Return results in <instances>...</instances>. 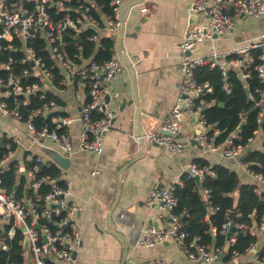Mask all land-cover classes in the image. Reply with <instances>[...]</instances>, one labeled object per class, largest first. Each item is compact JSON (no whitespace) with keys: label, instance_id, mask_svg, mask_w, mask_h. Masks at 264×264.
I'll return each instance as SVG.
<instances>
[{"label":"built area","instance_id":"obj_1","mask_svg":"<svg viewBox=\"0 0 264 264\" xmlns=\"http://www.w3.org/2000/svg\"><path fill=\"white\" fill-rule=\"evenodd\" d=\"M110 5L112 12L103 13L100 19L93 12L99 10L95 0H0V56L6 58L5 64L0 67V123L7 117L22 121V107L28 106L30 97L43 88L39 82L25 81L24 77L30 73L29 69H25L22 75L15 72L14 68L19 62H29L33 70L32 76L43 80L45 88L53 87L54 70L59 67L63 75L61 84L65 88L70 86L75 88L82 103L81 150L96 154L103 152V134L109 131L113 120L112 112L105 107V96L109 93L112 79L123 73L125 67L116 56L104 62L86 60L80 54L70 58L65 51L64 34L69 30L80 33L92 28L96 33L91 40L98 41L103 34L112 36L118 33L122 26L121 10L124 0H112ZM191 11L202 15L204 22L188 27L184 33L181 43L180 96L157 130L145 133L141 141L156 143L174 154H181L186 145L178 136L183 131L185 120L187 117L192 119L199 115L197 126L201 133L196 136V141L203 154H220L235 161L238 167L246 170L255 180V191L263 198L264 174L253 171L250 168L251 164L245 161V156L251 151L264 154V139L259 146H253L262 133L256 131L255 137L250 138L245 145L241 135L242 129L238 128L225 142L217 144L216 138L221 132L208 122L204 111L206 109L204 96L213 92V87L209 83H199L195 73L203 66L219 67L223 75L224 90L227 95H232L234 85L228 81L229 73L233 71L238 75L242 74L244 81L247 80L255 63L251 51L259 50L261 64L255 67V71L264 86V33L241 50L226 54H219L213 50L208 57L199 54L201 43L208 39L212 40L214 34L229 33L233 30L235 21L240 18L260 20L264 16V0H195ZM39 38L47 43L53 61H46L33 45V41ZM232 55L237 58H229ZM85 87L89 88V93L84 98L81 92ZM260 94V99L255 94H250V100L261 108L258 122L262 123L264 89ZM46 114L52 116L51 122L55 127L50 128L46 125L37 128L35 118ZM95 114L101 115L97 121H94ZM72 123L73 119L62 115L59 105L52 100L43 108L32 112L25 126L32 143L43 146L46 141L53 142L60 154L70 156L73 148L69 127ZM60 129H63V132H60ZM0 138L4 150L0 156L1 174L13 163L15 157L13 146L19 142L1 130ZM25 159L26 162L34 163L32 168L27 169L30 179L27 194L17 197L15 192L8 191L0 176V226L11 224L8 232L0 234V249H7L8 241L13 238L16 228L21 229L24 226L25 231L21 232L24 240L26 236L29 238V250L35 255V264H73L74 253L82 241V233L76 221L81 208L71 198L72 183L68 178H62L63 184L50 176L37 178L41 166H49L52 161L31 151L26 152ZM187 172L191 177L199 176L201 182L207 174L215 175L209 167L199 168L195 162L188 165ZM42 187H48V191L41 192ZM146 204L156 207L158 217L169 220V225L159 229L151 225L146 226L138 241L140 247L152 249L165 242H175L181 244L187 258L195 264H214L223 260L225 248L200 244L199 238L189 240L190 233L184 228L183 220L176 213L179 199L174 186L151 190L147 195ZM250 219V222L233 223L235 232L230 244L236 243L239 232L245 236L256 237V242L250 245L246 255L256 264H264V217L258 223L254 212ZM234 256L240 257L237 252ZM140 264L171 263L163 258L154 257Z\"/></svg>","mask_w":264,"mask_h":264},{"label":"crops","instance_id":"obj_2","mask_svg":"<svg viewBox=\"0 0 264 264\" xmlns=\"http://www.w3.org/2000/svg\"><path fill=\"white\" fill-rule=\"evenodd\" d=\"M194 1L141 0L125 14V33L120 46L119 38H114V56L122 62L125 70L109 84L112 99L106 108L112 112L114 121L104 135L101 154L80 148L82 103L75 88L70 86L63 91H55L64 102L62 106L59 105L61 114L73 119L69 127L73 148L68 156L71 159L70 167L64 170L57 164L62 169V178L71 181V198L81 208L76 221L80 225L82 241L73 264H121L123 258L127 264H140L154 257L163 258L171 264H195L187 258L181 244L165 242L152 249L138 245L142 230L150 226V219H158L160 227L169 225V220L158 217L156 207L146 204L148 193L159 187L162 189L179 184L182 176L188 173V165L196 159L207 160L211 165L226 166L235 170L243 183L256 184L235 161L220 154H203L196 141L200 128L191 123L188 117L178 136L186 145L181 154L141 141L143 137L138 135L137 112L142 118L143 132H154L180 96L184 33L188 27L204 22V17L199 14L196 22L191 21L195 15L191 11ZM134 2L138 0H124L122 10ZM248 19L255 21L254 33L239 27ZM262 33L264 16L260 20L243 17L235 21L229 33L201 43L199 54L208 57L213 50L219 54L241 50ZM81 93L84 98L87 97L85 91ZM123 100L126 105L121 111ZM0 130L19 142L13 163L20 176L25 175L30 181L26 169L27 151L55 163L47 154L48 149L56 150L55 144L50 141L43 146L32 143L23 121L14 117L4 118ZM260 137L254 142V147L260 145L264 134H260ZM113 209L107 225V217ZM243 257L240 256L239 263L251 260L250 256L247 259ZM214 264L235 263L221 260Z\"/></svg>","mask_w":264,"mask_h":264},{"label":"trees","instance_id":"obj_3","mask_svg":"<svg viewBox=\"0 0 264 264\" xmlns=\"http://www.w3.org/2000/svg\"><path fill=\"white\" fill-rule=\"evenodd\" d=\"M99 10H94L98 18H102L103 13L110 14L112 0H95ZM96 31L92 28L75 33L71 30L64 34L65 51L70 58L75 54H80L83 59H93L98 62L110 60L114 56L115 40L111 36L103 34L98 41L91 38ZM37 51L43 55L46 61H53L49 54L47 43L43 39L33 41ZM261 52L252 50L251 55L255 58L252 67V73L245 81H241L236 72H230L228 81L234 85V93L227 95L224 90V81L222 71L219 67L211 68L203 66L196 70L195 76L199 83H209L213 87V92L204 96L206 103L205 116L209 123L220 130V135L216 138L217 144H222L225 140L241 125L245 120L241 135L243 143L246 145L250 138L255 137V132L260 131L264 134V119L262 123L258 122L261 108L257 107L250 100V94L260 99V92L264 89L255 67L261 64L259 59ZM19 57V56H18ZM20 58V57H19ZM229 58H237L232 55ZM6 62L5 57L0 56V67ZM25 69H29V74L24 77L26 82H39L42 85L36 94L30 97V104L22 107L23 119L27 122L29 115L44 107L47 102L56 101L58 105H63V100L55 91H63L66 88L61 84L63 75L61 68H55L52 88H45V83L39 77H33L32 67L29 62H19L14 68L18 75H22ZM85 94L89 93V88L85 87ZM42 95L44 98H42ZM219 103H224L223 107ZM101 118V115H94V121ZM264 118V117H263ZM51 115H40L35 118L37 128L49 126L54 128ZM63 132V129L59 130ZM5 140V138L3 139ZM2 138H0V156L4 153L1 147ZM16 150V146H13ZM245 161L250 163V168L258 173L264 174V154L259 151H251L245 156ZM199 168L209 167L215 175L207 174L202 182V188H199L195 179L188 173L181 179L182 184H175V192L179 199V205L176 213L184 222V228L190 233V241L199 238L198 243L209 246L225 248L227 243L226 230L230 223L250 222V215L255 212V218L258 223L264 217V197L260 198L256 193V185L253 183H243L235 170L223 165H211L207 160L196 159L194 161ZM33 162H26V169L32 168ZM5 188L8 191L15 192L17 197L25 194L30 181L25 175L20 176L15 163H11L1 174ZM50 176L63 184L62 169L51 162L49 166H41L37 173V178ZM41 192L48 191V187H42ZM209 205V207H208ZM188 214V216L186 215ZM10 225L0 226V234L8 232ZM215 235V239H214ZM24 235L20 229L16 228L12 239L8 241L7 249H0V264H25L23 247ZM257 238L250 235L237 234V241L231 245L228 253H225L223 261L230 263L235 258L234 253L245 256L250 245L256 242ZM264 255V249H263ZM239 264H256L252 261H246Z\"/></svg>","mask_w":264,"mask_h":264},{"label":"water","instance_id":"obj_4","mask_svg":"<svg viewBox=\"0 0 264 264\" xmlns=\"http://www.w3.org/2000/svg\"><path fill=\"white\" fill-rule=\"evenodd\" d=\"M140 3H141V0H138V2L131 3V4H129L128 6H126V8H125L124 10H122V13H121L122 26H121V29H120V31H119L120 33H115V34H113V35L111 36L112 38H115V37L119 38V46H120V44H121L122 37H123V35H124V33H125V32H124V31H125V14H126L129 10L133 9L136 5H138V4H140ZM197 19H198V15L195 14V15L192 16L191 21H192V20H195V22H196ZM195 24H196V23H195ZM193 25H194V24H193ZM219 36H220L219 34H214V35H213V39H217V38H219ZM238 76H239V78H240L241 81H244V77H243L242 74H239ZM111 99H112V97H111V95L108 93V94L105 96V107H107L106 105L109 104V103L111 102ZM125 105H126L125 100H123V104H122L121 109H120L121 111L124 110ZM219 106H220V107H223V106H224V103H219ZM204 111H205V110H204ZM198 119H199V115H195V116L191 119V123H193L194 125H196V124L198 123ZM141 120H142L141 115H140L139 112H137V121H138V126H139V130H138V135H139V137H143V136L145 135V132H143V130H142ZM113 121H114V119L112 120V122H113ZM244 124H245V120L242 121L241 125L239 126V129H242L243 126H244ZM200 133H201V129L197 130V134H200ZM103 135H106V132H104ZM153 144H154L155 146H159V145L156 144V143H153ZM47 154L49 155V157H50V158H51L56 164H58V165H59L61 168H63L64 170H67V169L70 167L71 159L68 157V155H62V154H60L58 151H56V150H52V149H48V150H47ZM193 178L195 179V181H196L198 187H199V188H202V182H201L199 176L195 175V176H193ZM28 189H29V188H26L25 194H27ZM158 189H161V187H159ZM208 207H209V205H208ZM113 212H114V209L110 212V214H109L108 217H107V222H108L107 225L109 224L110 217L112 216ZM255 223H256V222H255ZM149 224H150L151 226H154L156 229H159V228H160V223H159V220H158V219H155V218L150 219V220H149ZM39 227H40V226H39ZM20 230H21L22 232H24V231H25V227L22 226ZM234 232H235V226H234V224L232 223V224L229 226V229H228V231H227V235H226V237H227V243H226V246H225V253H228L229 250H230V247H231L230 240H231V238H232ZM214 239H215V235H214ZM23 247H24L25 250H29V247H30V246H29V238H28L27 236L25 237V240H24V242H23ZM77 255H78V254H77V251H76V252L74 253V259L77 258ZM126 255H127V253L125 254V257H126ZM121 264H127V261H126L125 258H123Z\"/></svg>","mask_w":264,"mask_h":264},{"label":"rangeland","instance_id":"obj_5","mask_svg":"<svg viewBox=\"0 0 264 264\" xmlns=\"http://www.w3.org/2000/svg\"><path fill=\"white\" fill-rule=\"evenodd\" d=\"M255 21L252 19H248L247 21H244L241 23L240 26H242V29H245V31H250V33H254L255 32ZM262 138V137H260ZM249 256L245 255V257H243L244 259H247ZM24 259H25V264H35V255L33 254V252L31 250H25L24 252ZM240 261V257H235L233 259L232 262H234L235 264H239Z\"/></svg>","mask_w":264,"mask_h":264}]
</instances>
